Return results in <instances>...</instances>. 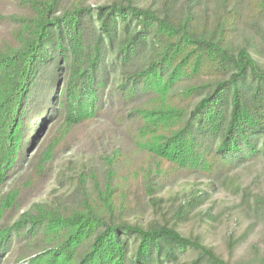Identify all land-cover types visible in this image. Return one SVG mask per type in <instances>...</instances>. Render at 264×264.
I'll return each instance as SVG.
<instances>
[{
	"label": "trees",
	"instance_id": "1",
	"mask_svg": "<svg viewBox=\"0 0 264 264\" xmlns=\"http://www.w3.org/2000/svg\"><path fill=\"white\" fill-rule=\"evenodd\" d=\"M0 264H264V0H0Z\"/></svg>",
	"mask_w": 264,
	"mask_h": 264
},
{
	"label": "rangeland",
	"instance_id": "2",
	"mask_svg": "<svg viewBox=\"0 0 264 264\" xmlns=\"http://www.w3.org/2000/svg\"><path fill=\"white\" fill-rule=\"evenodd\" d=\"M46 189H47V188H46ZM230 205H231L230 197H228L227 195H226V196L222 195V196L220 197V200L218 201L216 207L221 208V207H225V206H227V208H229ZM216 232L218 233V234H217L218 237H215V240H219L221 234L223 233V229H222V228H218Z\"/></svg>",
	"mask_w": 264,
	"mask_h": 264
}]
</instances>
